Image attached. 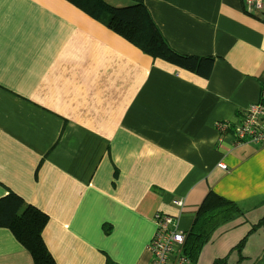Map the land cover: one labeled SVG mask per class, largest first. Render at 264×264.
<instances>
[{"label": "crops", "instance_id": "obj_1", "mask_svg": "<svg viewBox=\"0 0 264 264\" xmlns=\"http://www.w3.org/2000/svg\"><path fill=\"white\" fill-rule=\"evenodd\" d=\"M144 2L174 50L215 59L210 77L153 58L68 0H0V199L48 216L56 264H151L155 215L188 232L213 191L243 213L197 264H264V143L234 145L245 109L264 101V12ZM0 264H35L2 226Z\"/></svg>", "mask_w": 264, "mask_h": 264}, {"label": "trees", "instance_id": "obj_2", "mask_svg": "<svg viewBox=\"0 0 264 264\" xmlns=\"http://www.w3.org/2000/svg\"><path fill=\"white\" fill-rule=\"evenodd\" d=\"M86 14L119 34L144 53L162 59L202 77L211 75L213 57L184 55L174 50L155 23L144 0H128L129 5L114 7L106 0H68ZM238 204L210 191L200 205L194 222L187 232L183 253L197 264L200 253L222 224L242 215ZM48 216L15 194L0 199V226L9 228L31 252L35 264H56L48 250L42 232ZM243 243L236 249L240 250ZM226 259L214 264H226ZM108 264H113L110 261Z\"/></svg>", "mask_w": 264, "mask_h": 264}, {"label": "built area", "instance_id": "obj_3", "mask_svg": "<svg viewBox=\"0 0 264 264\" xmlns=\"http://www.w3.org/2000/svg\"><path fill=\"white\" fill-rule=\"evenodd\" d=\"M256 12L264 11V0H245ZM230 126H225L228 129ZM235 146L253 142L264 143V101L254 103L243 112L240 123L235 128ZM227 169L223 162L218 164ZM174 204L181 207L183 201L175 200ZM156 231L148 245L153 254L151 264H192L183 253V245L187 231L179 227L177 219L171 215L157 213L155 215Z\"/></svg>", "mask_w": 264, "mask_h": 264}, {"label": "bare ground", "instance_id": "obj_4", "mask_svg": "<svg viewBox=\"0 0 264 264\" xmlns=\"http://www.w3.org/2000/svg\"><path fill=\"white\" fill-rule=\"evenodd\" d=\"M264 12V11H263ZM259 13H262V12H259Z\"/></svg>", "mask_w": 264, "mask_h": 264}]
</instances>
